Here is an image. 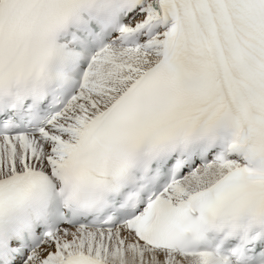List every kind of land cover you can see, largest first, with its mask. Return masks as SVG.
I'll use <instances>...</instances> for the list:
<instances>
[{"label":"snow or ice","instance_id":"obj_1","mask_svg":"<svg viewBox=\"0 0 264 264\" xmlns=\"http://www.w3.org/2000/svg\"><path fill=\"white\" fill-rule=\"evenodd\" d=\"M0 264H264V0H0Z\"/></svg>","mask_w":264,"mask_h":264}]
</instances>
